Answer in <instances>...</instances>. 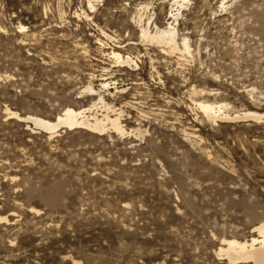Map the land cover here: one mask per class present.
<instances>
[{
	"label": "rangeland",
	"instance_id": "obj_1",
	"mask_svg": "<svg viewBox=\"0 0 264 264\" xmlns=\"http://www.w3.org/2000/svg\"><path fill=\"white\" fill-rule=\"evenodd\" d=\"M171 3L0 0V264H253L217 253L264 221V122L196 102L264 113V0ZM172 22L190 53L141 37ZM67 106L125 134L9 115Z\"/></svg>",
	"mask_w": 264,
	"mask_h": 264
},
{
	"label": "bare ground",
	"instance_id": "obj_2",
	"mask_svg": "<svg viewBox=\"0 0 264 264\" xmlns=\"http://www.w3.org/2000/svg\"><path fill=\"white\" fill-rule=\"evenodd\" d=\"M93 1L95 0H88V6L91 9L94 7ZM184 1L185 0H172V3H171L172 7H171V12H170L171 16H175V17L177 16V13H172V11L179 9V7L183 5ZM175 19L177 18H174V20ZM24 27L25 26L23 25H19V28L21 29V31ZM174 27L175 26L173 25V22L169 23L167 27L159 28L155 26V29H156L155 32L151 33L150 30L148 29L149 28L148 26L147 27L141 26V37L154 41L156 43V46L157 44L161 45L162 52L166 54L168 53L172 54L177 51L190 53L191 47L188 44V38L183 36L179 42L177 39L178 37L177 30ZM103 34L107 36L105 32H103ZM98 43H100L101 46H104V43L101 41L100 38L98 39ZM108 55L112 57V59H114L116 63L123 64V66L130 64V63H135L136 65V61H134L131 56L123 55L118 50L112 49L108 53ZM106 82L103 81L102 85L106 86L107 85ZM92 87L93 86L90 85L86 89L90 91L91 94H94L95 88H92ZM102 97L99 98L100 102H103ZM93 105H95V103H93L92 106ZM196 105L198 106V108L200 109L204 117L210 120L211 123H215L217 120L219 121L222 119H226V120L229 119L231 121L253 120L257 122H264V113L258 112L255 110H250V109L249 110L248 109H245V110L238 109L239 111H235V110L230 111L229 109L231 108V106L224 102H213L211 100H199L196 102ZM90 108L91 107L89 106L88 108L75 109L73 107L67 106V107H64L63 110L59 114H57L53 120L46 119L38 115H26V116L21 117V115L18 116V114L13 111L9 112V115H11L12 118L17 117L19 121L32 123L35 126H38L46 131H49L50 133H53L57 128H60V127L61 128L67 127L70 129L86 127V128L92 129V131L94 132L102 133L106 129V126H107L106 124H109L110 125L109 127L118 133L123 134L125 132L120 122V112L116 113L115 110H112L113 111L112 115L105 113L100 118V117H97L96 115H91V116L86 115V112H88L87 110H89ZM6 221H8L7 216H0V222H6ZM251 232L254 234L250 235L248 238H244L241 240L236 239L237 237L236 238H233V237L232 238H221L217 254L225 255L227 259L229 260V262L231 263H237L240 261H244V262L251 261L253 264H264V221H261L258 224L254 225L252 227Z\"/></svg>",
	"mask_w": 264,
	"mask_h": 264
}]
</instances>
